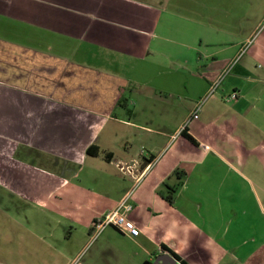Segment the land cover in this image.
I'll list each match as a JSON object with an SVG mask.
<instances>
[{
  "label": "crops",
  "instance_id": "obj_1",
  "mask_svg": "<svg viewBox=\"0 0 264 264\" xmlns=\"http://www.w3.org/2000/svg\"><path fill=\"white\" fill-rule=\"evenodd\" d=\"M254 197L264 0H0V264H264Z\"/></svg>",
  "mask_w": 264,
  "mask_h": 264
},
{
  "label": "built area",
  "instance_id": "obj_2",
  "mask_svg": "<svg viewBox=\"0 0 264 264\" xmlns=\"http://www.w3.org/2000/svg\"><path fill=\"white\" fill-rule=\"evenodd\" d=\"M219 80L215 81L212 86H210V92L214 90ZM235 97V94L231 95ZM200 109V103L198 102L195 110L192 112V117L196 118L198 116V111ZM122 171L130 172L124 167H120ZM131 209V205L126 202V199L123 198L118 205L107 211L102 217L92 221L93 231L90 234V240L95 238L98 233L107 225L114 226L119 232L124 234H133L136 231V226L134 222L127 217L126 212Z\"/></svg>",
  "mask_w": 264,
  "mask_h": 264
},
{
  "label": "water",
  "instance_id": "obj_3",
  "mask_svg": "<svg viewBox=\"0 0 264 264\" xmlns=\"http://www.w3.org/2000/svg\"><path fill=\"white\" fill-rule=\"evenodd\" d=\"M152 264H180L179 260L176 259L169 253H163L158 255Z\"/></svg>",
  "mask_w": 264,
  "mask_h": 264
},
{
  "label": "rangeland",
  "instance_id": "obj_4",
  "mask_svg": "<svg viewBox=\"0 0 264 264\" xmlns=\"http://www.w3.org/2000/svg\"><path fill=\"white\" fill-rule=\"evenodd\" d=\"M263 200V197H261ZM256 201V202H255ZM264 201H258L256 197L253 198V202L251 201V198H249V202H248V209H253V211L255 212V214H258L259 211L262 209L261 207V203Z\"/></svg>",
  "mask_w": 264,
  "mask_h": 264
},
{
  "label": "trees",
  "instance_id": "obj_5",
  "mask_svg": "<svg viewBox=\"0 0 264 264\" xmlns=\"http://www.w3.org/2000/svg\"><path fill=\"white\" fill-rule=\"evenodd\" d=\"M121 100H122V98H120V100H119V104L120 105H122V103H121ZM124 100H122V102H123ZM123 106V105H122ZM189 137V136H188ZM189 138H191V137H189ZM170 191H171V193L174 191V189H170ZM164 198L166 199V200H168L169 202H172V195H164Z\"/></svg>",
  "mask_w": 264,
  "mask_h": 264
}]
</instances>
